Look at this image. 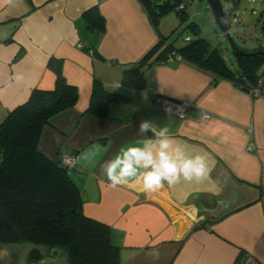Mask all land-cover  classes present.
Masks as SVG:
<instances>
[{
    "label": "crops",
    "instance_id": "crops-1",
    "mask_svg": "<svg viewBox=\"0 0 264 264\" xmlns=\"http://www.w3.org/2000/svg\"><path fill=\"white\" fill-rule=\"evenodd\" d=\"M95 6L104 18L101 33L83 15ZM157 40L139 0H0V122L34 88H53L47 61L61 58L78 98L42 128L38 146L54 162L73 156L68 172L83 213L110 225L120 263L236 264L244 252L264 264V96L177 59L146 68L145 89L123 87L122 71ZM94 79L130 94V102L110 104L106 118L84 114ZM184 100L192 105L183 117L164 108ZM145 119L167 126L189 152L207 153L209 179L149 194L139 183L112 188L102 165L143 139L136 129ZM97 144L94 158L77 159ZM218 203L224 205L218 214L192 218L195 209ZM32 252L38 261H29ZM0 264L66 263L59 249L23 242L0 243Z\"/></svg>",
    "mask_w": 264,
    "mask_h": 264
},
{
    "label": "trees",
    "instance_id": "trees-1",
    "mask_svg": "<svg viewBox=\"0 0 264 264\" xmlns=\"http://www.w3.org/2000/svg\"><path fill=\"white\" fill-rule=\"evenodd\" d=\"M139 1L158 40L142 59L122 71L123 87L145 89V69L174 60L176 56L211 73L215 80L226 79L249 94L260 80L264 87V78L258 73L264 65V46L254 50L232 47L236 67L231 69L219 49L211 48L209 41L200 36L197 23H187L186 29L193 37L186 36L183 45L174 43L171 34L159 31L160 18L169 12H174L180 22L187 21L186 8L194 0ZM238 2L234 0V6ZM83 15L88 28L98 33L104 31V18L96 6ZM258 20L264 31V10ZM62 65L61 58L50 57L47 66L55 75L53 88H34L27 100L10 110L0 122V243L29 242L56 248L66 264H121L120 246L112 241L110 225L83 213L80 190L68 167L62 161H52L38 146L42 128L54 115L72 108L78 98V90L67 82ZM130 100V94L110 91L99 79H94L84 114L106 118L110 104ZM203 225L208 224L204 221ZM245 254L241 252L239 258ZM28 259L36 262L40 255L32 252Z\"/></svg>",
    "mask_w": 264,
    "mask_h": 264
},
{
    "label": "clouds",
    "instance_id": "clouds-1",
    "mask_svg": "<svg viewBox=\"0 0 264 264\" xmlns=\"http://www.w3.org/2000/svg\"><path fill=\"white\" fill-rule=\"evenodd\" d=\"M207 119V116H202ZM137 135L141 141L123 147L102 165V172L112 188L139 183L146 193H156L165 185L181 182L201 183L210 177L212 168L207 153H191L171 135L167 126H157L151 119L141 120ZM152 135L149 136L148 134ZM99 144L91 152L81 153L79 160L94 158Z\"/></svg>",
    "mask_w": 264,
    "mask_h": 264
},
{
    "label": "rangeland",
    "instance_id": "rangeland-1",
    "mask_svg": "<svg viewBox=\"0 0 264 264\" xmlns=\"http://www.w3.org/2000/svg\"><path fill=\"white\" fill-rule=\"evenodd\" d=\"M226 13L229 24V35L235 46L240 49L254 50L264 46V31L258 20L259 14L264 10V0H239L235 5L234 0H220ZM188 19L180 22L174 12H169L160 18L158 27L165 35H170L177 45L184 44L186 36L192 34L186 29L189 22L198 24L200 36L209 41L211 48L221 52L226 64L235 69L236 61L232 54V43L218 27L212 9L206 0H194L186 8ZM170 38V39H171ZM258 73L264 78V65ZM193 219H196L192 216Z\"/></svg>",
    "mask_w": 264,
    "mask_h": 264
},
{
    "label": "built area",
    "instance_id": "built-area-1",
    "mask_svg": "<svg viewBox=\"0 0 264 264\" xmlns=\"http://www.w3.org/2000/svg\"><path fill=\"white\" fill-rule=\"evenodd\" d=\"M177 60H179V56H176ZM262 81L260 80L255 88L250 91L252 96H264V87H261ZM192 105L191 101H178V102H170L164 106L166 111H169L179 117H183L186 113V110ZM62 164L67 167L74 165L73 156H64L62 158ZM236 264H262L256 257L251 254H245L241 257Z\"/></svg>",
    "mask_w": 264,
    "mask_h": 264
},
{
    "label": "water",
    "instance_id": "water-1",
    "mask_svg": "<svg viewBox=\"0 0 264 264\" xmlns=\"http://www.w3.org/2000/svg\"><path fill=\"white\" fill-rule=\"evenodd\" d=\"M210 6V8L212 9L215 21L218 25V27L220 28V30L228 37V39L231 41L233 48H235L236 50H239L234 42L232 41V38L229 35L228 29H229V24H228V20L226 17V13L224 12V8L222 6V3L220 0H206ZM243 54L245 52L241 51ZM224 208V205L222 203H218L216 204L215 207L208 209V208H199V209H195L193 211V216L195 218L200 219L206 215L208 216H212L215 214H218L219 212H221Z\"/></svg>",
    "mask_w": 264,
    "mask_h": 264
}]
</instances>
